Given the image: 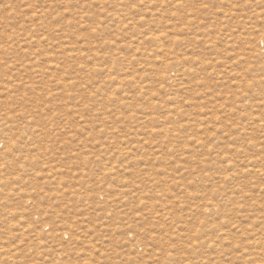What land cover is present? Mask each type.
I'll use <instances>...</instances> for the list:
<instances>
[{
  "label": "rangeland",
  "instance_id": "1",
  "mask_svg": "<svg viewBox=\"0 0 264 264\" xmlns=\"http://www.w3.org/2000/svg\"><path fill=\"white\" fill-rule=\"evenodd\" d=\"M0 264H264V0H0Z\"/></svg>",
  "mask_w": 264,
  "mask_h": 264
},
{
  "label": "snow or ice",
  "instance_id": "2",
  "mask_svg": "<svg viewBox=\"0 0 264 264\" xmlns=\"http://www.w3.org/2000/svg\"><path fill=\"white\" fill-rule=\"evenodd\" d=\"M207 5H205V7H206Z\"/></svg>",
  "mask_w": 264,
  "mask_h": 264
}]
</instances>
